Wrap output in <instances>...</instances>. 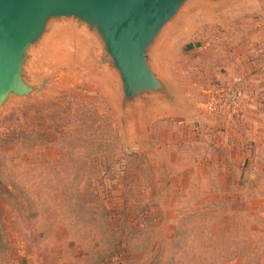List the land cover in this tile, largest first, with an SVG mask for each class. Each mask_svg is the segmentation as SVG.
Returning <instances> with one entry per match:
<instances>
[{"label": "rangeland", "instance_id": "1", "mask_svg": "<svg viewBox=\"0 0 264 264\" xmlns=\"http://www.w3.org/2000/svg\"><path fill=\"white\" fill-rule=\"evenodd\" d=\"M259 4L192 0L149 51L167 97L128 106L87 24L46 17L0 106V264H264Z\"/></svg>", "mask_w": 264, "mask_h": 264}, {"label": "water", "instance_id": "2", "mask_svg": "<svg viewBox=\"0 0 264 264\" xmlns=\"http://www.w3.org/2000/svg\"><path fill=\"white\" fill-rule=\"evenodd\" d=\"M191 1L0 0V106L10 94L26 95L31 91L22 79V56L29 43L42 40L49 14L72 16L93 31L92 35L105 49L106 59L119 74L126 106L135 96L140 97L142 105L153 94L167 97L165 83L149 67V51L166 25L176 21ZM197 1L216 8L227 0ZM259 2L264 10V0Z\"/></svg>", "mask_w": 264, "mask_h": 264}, {"label": "built area", "instance_id": "3", "mask_svg": "<svg viewBox=\"0 0 264 264\" xmlns=\"http://www.w3.org/2000/svg\"><path fill=\"white\" fill-rule=\"evenodd\" d=\"M240 97V92H237V96L228 90H223V92L217 97L212 96L207 101V107L210 112L218 114L219 116L228 114V117L231 118V115L226 112V108L234 109L235 106L238 104L237 99Z\"/></svg>", "mask_w": 264, "mask_h": 264}]
</instances>
